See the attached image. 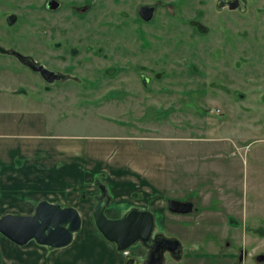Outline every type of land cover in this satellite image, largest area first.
Masks as SVG:
<instances>
[{
	"label": "rangeland",
	"instance_id": "rangeland-1",
	"mask_svg": "<svg viewBox=\"0 0 264 264\" xmlns=\"http://www.w3.org/2000/svg\"><path fill=\"white\" fill-rule=\"evenodd\" d=\"M4 2L0 0V15L11 11ZM18 2L22 10L12 12L27 21L29 0ZM118 10L108 2L94 3L86 20L74 21L79 30H68L66 24L57 32L52 30L53 15L38 12L42 28L36 60L62 72L66 80L43 85L12 57L0 56V84L19 88L20 81L9 78L11 72L21 77L22 89L31 97L81 110L80 121L87 126L78 134L109 139L136 133L152 138L139 140L138 147L183 160L173 166L183 190L171 197L198 201L196 213H166L163 221L165 234L181 244L183 255L176 264H259L255 257L264 256V235L248 232L241 238L226 219L241 222L246 213L247 227L264 229V15L250 10L230 18L232 25L218 16L204 33L180 26L179 15L171 12L172 29L143 31L144 43L123 41L122 53L114 31ZM19 28L23 33L0 26V45L33 52L34 31L23 24ZM52 41L64 42L77 55L57 63ZM192 170L197 174L186 177ZM185 179H196L193 191ZM204 186L227 205L216 199L202 204ZM237 250L244 253L240 262L232 257Z\"/></svg>",
	"mask_w": 264,
	"mask_h": 264
},
{
	"label": "crops",
	"instance_id": "crops-1",
	"mask_svg": "<svg viewBox=\"0 0 264 264\" xmlns=\"http://www.w3.org/2000/svg\"><path fill=\"white\" fill-rule=\"evenodd\" d=\"M10 74V79L20 82L15 89L0 84V216L29 215L35 204L44 200L73 208L82 223L71 246L57 252L55 258L51 256L49 264H58V259L69 264L80 259L84 264H121V256L89 226L98 194L96 182L105 187L109 197L103 212L106 218L117 219L131 207L148 210L153 216V233L166 237L163 221L169 213L167 199L188 202L196 208V197H171L183 190L179 170L173 167L182 163L181 158L138 147L139 140L152 138H139L136 133L109 139L78 134L87 126L80 121L84 112L65 110L31 97L23 91L21 77ZM194 171L187 172L186 177L197 174ZM184 183L193 191L196 179H185ZM201 192L202 204L216 199L227 205L224 197L217 198L207 186ZM135 246L138 257H144L145 249ZM0 251L3 264H35L39 256L30 244L20 251L1 238Z\"/></svg>",
	"mask_w": 264,
	"mask_h": 264
},
{
	"label": "flooded vegetation",
	"instance_id": "flooded-vegetation-1",
	"mask_svg": "<svg viewBox=\"0 0 264 264\" xmlns=\"http://www.w3.org/2000/svg\"><path fill=\"white\" fill-rule=\"evenodd\" d=\"M18 1L19 0H6L4 2V0H2V2H4V6H6L7 8H11V11L6 14L0 15V26H2V28H5L8 32H20L21 30L19 27H21L22 24L26 25L28 29H32L35 33L33 47L34 49L33 52L28 51L27 53H25L24 51L21 52L10 47L6 49L0 45V56L12 57L28 72L33 73L28 67L22 65L14 55H7L3 53V51H12L23 58H27L29 62L40 65L48 71L59 75L61 79L59 81L66 80V75H64L60 71H57L56 69L47 67L40 61L36 60L37 56L41 52L40 49H37L41 46L39 33L42 28L40 19V17L42 16H38V12L40 14V12L44 11V13L46 14L53 15V18L55 19V27H53L52 30L53 32H57V29L60 26L68 25V30L79 27L80 24H74V21L81 22L86 20L88 14L90 13V11H92V5L94 3H97L99 5L101 3L103 4L104 2H108L112 6L119 8L116 13V18L118 22L114 25V31L119 32L120 40L118 49L119 52L121 51L122 53L123 51L121 47L123 41H132V38H134L136 41L140 40L142 43H144L143 41L145 40V36L143 34V31H152L154 29L168 31L172 29L173 27H170L169 24L171 12L179 15V19H177V21L181 22L180 26L190 28L191 30H194L196 32L204 33H207L210 30L211 25H213L214 23L216 24L218 16H220L222 18L221 20L223 21V23L227 25L228 23L231 24L230 18H232L233 16L243 17L247 15L250 10H253V13L255 11V14L257 15H264V0H42L41 2L40 0L39 2H35L36 0H29V4H27L29 6L27 12L29 11L30 19L25 21V18L21 13L12 12L13 10L15 11L17 8L23 5L20 4ZM19 9V11L22 10V8ZM19 11L17 10V12ZM156 21H162L163 24L160 25L156 23ZM77 29L79 30V28ZM24 36L25 34H22V37ZM147 46L148 44L146 43L144 47ZM50 49H52L53 52V60L61 64H65L66 56H68L69 58H75V55H77L74 49H67V46L64 44V42L60 41H52L50 43ZM124 53L126 54L127 51H124ZM131 55L132 54L129 53V57H131ZM33 74L38 76L43 85L46 86H52L55 85V83L59 82L57 81L53 84H47L39 77L38 74ZM140 79L142 83H144L143 77H141ZM30 89L32 90L35 88L34 86H32L31 88L29 87V90ZM196 212L197 208H194L191 205V211L187 214H193ZM247 216L248 215L244 213V215H242L241 217V222H239L238 218H232L228 216L226 220L228 226L231 228L230 230L233 232H237L236 235H240L241 238H243L244 235L248 232L264 235V229H262V227L259 226L257 227V229L252 230L246 226L245 219L247 218ZM89 226L97 233L93 226L91 218ZM81 229L82 223L80 221L79 231L73 234L71 242L63 248L54 250H49L44 246H38L33 241H29L23 246H17L2 237L1 235L0 238L10 244L12 247H15V249H19L20 251H24L26 246L30 244L32 248H34L35 252L39 253V256L36 257L35 264H49V258L51 256L52 258H55V254L57 252L64 251L66 248L71 246V244L75 241V236H77L81 232ZM97 235L99 236L98 233ZM152 235H155L156 239L158 240L165 238L171 241H177L175 238L153 233V230ZM100 239L105 242L101 237ZM177 242L179 244V256L175 258V246H167L168 249L165 250L162 255L163 264H176L181 261L183 255L182 248L179 241ZM107 245H109L110 248L113 250V247L110 244L107 243ZM136 245L140 246L139 244ZM135 247L137 249V246L133 245L127 251L122 253H116L114 250L113 251L117 255L121 256V264H126V261H128L129 264L131 261H133H130V259H134V262H132V264H143L147 255V251L145 250L144 257H138L137 253H135V250H133V248ZM243 254V251L237 250L236 254H232V257L234 256L236 260L240 262ZM255 261L259 264H264V256L257 255L255 257ZM3 263V253L0 251V264ZM57 263L69 264L68 262L66 263L65 260L62 259H58ZM15 264L22 263L16 262ZM76 264H84L83 259H80V261H78V263Z\"/></svg>",
	"mask_w": 264,
	"mask_h": 264
},
{
	"label": "water",
	"instance_id": "water-1",
	"mask_svg": "<svg viewBox=\"0 0 264 264\" xmlns=\"http://www.w3.org/2000/svg\"><path fill=\"white\" fill-rule=\"evenodd\" d=\"M3 53L14 55L24 66L47 84H53L60 79L59 75L48 71L40 65L29 62L12 51ZM98 194L91 211V220L99 236L113 247L116 253L127 251L131 246L139 244L147 251L143 264H163L162 255L167 246H175V258L179 256V244L165 238L156 239L152 235L153 216L148 210L131 207L124 211L117 219H108L103 212L109 203L105 187L96 182ZM166 209L171 214H187L191 211V204L173 199L166 200ZM80 218L71 207H62L57 203L51 204L44 200L38 201L29 215H10L0 217V235L17 246H23L33 241L38 246L49 250L67 246L73 234L79 231ZM133 260V261H131ZM130 263L134 259H130ZM128 264V261H126Z\"/></svg>",
	"mask_w": 264,
	"mask_h": 264
}]
</instances>
